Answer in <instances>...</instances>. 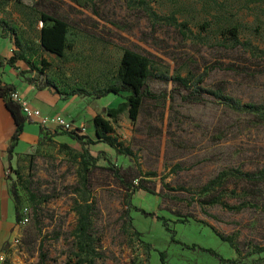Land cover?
<instances>
[{
	"label": "rangeland",
	"instance_id": "obj_1",
	"mask_svg": "<svg viewBox=\"0 0 264 264\" xmlns=\"http://www.w3.org/2000/svg\"><path fill=\"white\" fill-rule=\"evenodd\" d=\"M43 15L69 26L64 58L41 48ZM1 20L36 51L40 69H45L42 61L48 65L43 75L28 71L23 62L25 68H17L35 86L44 88L48 79L60 89L92 91L112 79L130 50L150 59L154 73L191 82L208 72L205 88L244 104L264 103V0H86L85 7L76 0H0ZM231 28L239 31L237 41ZM0 36L15 49L14 40ZM151 87L155 92L173 88L157 81ZM128 97L110 95L100 104L117 108ZM67 110L61 116L77 121ZM86 129L92 137L91 122ZM111 136L127 155L96 147L98 167L83 185V147L63 133L34 147L39 127L27 126L11 171L14 180L19 171L21 213L28 219L15 249L16 264H74V209L84 195L93 207L101 257L96 264H162L161 253L167 264H221L203 249L235 264H264V180L252 184L241 178L264 173V124L258 118L212 98L204 104L179 97L143 99L130 104ZM111 165L121 169L122 180ZM222 173L227 174L223 181L209 187ZM129 203L155 217L131 210Z\"/></svg>",
	"mask_w": 264,
	"mask_h": 264
},
{
	"label": "trees",
	"instance_id": "obj_2",
	"mask_svg": "<svg viewBox=\"0 0 264 264\" xmlns=\"http://www.w3.org/2000/svg\"><path fill=\"white\" fill-rule=\"evenodd\" d=\"M80 7L86 6V0H76ZM42 23L44 26L40 33V44L44 52L55 55L59 58H64L66 51L68 50V34L69 26L64 21L50 17L47 15L42 16ZM0 32L3 36L10 37L14 40L15 49L12 51L8 63L15 65L18 62H23L29 67L30 72H39L43 75L48 67L46 62L42 61L45 69H40L38 60L36 59V51L30 46L26 45L22 37L18 33V29L14 26H10L6 21H0ZM228 32L233 37L234 41L238 40L239 31L237 28H231ZM35 57V58H34ZM208 76V72L196 77L193 81H189L182 77L172 76L165 72L154 73L152 69V63L150 59L130 50H126L119 63V67L115 75L108 81L104 86L95 87L92 91L82 87L75 86L70 88L60 89L54 85L53 81L47 79V85L43 87L37 86L41 89H53L57 94L63 98L72 97H92L96 100L105 98L110 95L121 96L123 94H129L126 102L119 104L117 108L102 109L100 113L92 120L94 127V135L92 137L82 136L78 133H66L69 138L77 142L83 147V162H82V181L83 185H86L87 174L90 173L93 168L98 167L101 154L97 156L93 155V151L99 145H103L114 151L116 155H127V151L121 152L115 145V139L111 136L113 133V124L128 110V107L133 102L140 100H151V101H165L168 98L179 97L182 100L189 103L204 104L207 98H212L215 101L225 105L229 109L237 113H243L258 118L259 122L264 124V103H248L244 104L239 99L233 98L226 95L220 89H207L203 86L205 78ZM153 81L172 85L171 90H164L162 92H155L151 83ZM31 84L34 81L29 80ZM16 92L14 86L5 85L0 80V98L3 99L5 106L11 114L15 122V132L11 138V144L8 148V161L10 170L13 171L12 161L14 160L15 144L19 141L20 136L24 132V127L27 123L21 107L15 103L10 94ZM59 131H44L43 129V140L53 136L56 137ZM111 164V161H109ZM110 170L114 173V176L118 180H122L121 169L115 165H111ZM10 171V172H11ZM8 173L9 176L11 173ZM16 180L9 176V190L11 197L14 202L15 217H16V230L19 228L20 222L23 219L21 213V198L19 195V171H15ZM226 173H222L215 180L211 181L210 186L220 184ZM242 180L248 183L257 184L264 180V173H243ZM128 188L135 190L132 183L128 184ZM136 191V190H135ZM130 209H134L136 212L142 213L145 217L154 218V214L147 213L138 207L133 206L129 203ZM75 212L78 217L77 227L74 232L75 238V262L74 264H96L97 260H100V254L97 252L95 247V240L92 230V210L93 207L89 204V200L84 196L81 197V203L76 204ZM129 216V214H128ZM159 221L163 222V225L167 227L165 220L161 217H156ZM129 226L133 228L132 219L129 216ZM173 234L174 231H172ZM177 244L185 246L183 243L175 240ZM204 252L212 254L218 258L221 264H235V261L224 260L223 257L218 255L212 250L203 249ZM167 256L165 253H161L162 264H167ZM41 264H45V260L41 261Z\"/></svg>",
	"mask_w": 264,
	"mask_h": 264
},
{
	"label": "crops",
	"instance_id": "obj_3",
	"mask_svg": "<svg viewBox=\"0 0 264 264\" xmlns=\"http://www.w3.org/2000/svg\"><path fill=\"white\" fill-rule=\"evenodd\" d=\"M6 42L0 41V80L3 84L14 86L16 92L21 95L30 105L41 111L43 115L55 116L63 115L60 114L62 110L68 111L67 109H72L74 115H77V121L69 120L75 123L77 126L83 127L86 131L84 135L88 136L87 133V121L92 123V120L101 112L102 109H111L109 104H100V99L96 100L92 97H72L63 98L53 89H41L31 84L29 82V75H22L20 73V68L23 64L18 62L15 65H10L8 63L9 57L12 53L13 46L8 39H2ZM24 69L25 67H21ZM29 71V69H28ZM77 102H79V107H77ZM47 106L49 108H57L55 112L48 111L43 112L41 108ZM75 109V110H74ZM36 125L39 127L40 141L34 146L36 147L43 140V129L40 125L36 123L27 122L24 127V132L20 136L19 141L15 144V154L12 165L14 167V162L16 159L17 148L22 140L23 136L26 134L27 126ZM16 126L15 122L7 110L5 103L2 98H0V254H5L9 258V264H16V250L13 245V241L18 235V229L16 230V217L14 202L9 190V176L6 175L10 172L9 161H8V148L11 144V138L15 132ZM55 131V130H51ZM70 139V138H69ZM32 147L31 149H33ZM29 151V150H28ZM11 173V172H10Z\"/></svg>",
	"mask_w": 264,
	"mask_h": 264
},
{
	"label": "built area",
	"instance_id": "obj_4",
	"mask_svg": "<svg viewBox=\"0 0 264 264\" xmlns=\"http://www.w3.org/2000/svg\"><path fill=\"white\" fill-rule=\"evenodd\" d=\"M11 99L20 105L22 113L29 123H36L44 129V131L56 130L59 132L66 133H78L84 136L85 129L83 127L77 126L75 123L68 121L61 115L46 116L41 113V111L33 108L28 101H26L17 92L10 94ZM9 172L6 173L8 175ZM28 223V219L24 218L20 222L18 228V235L13 241L14 248L16 249L20 244L21 229L23 225ZM0 264H9V258L5 254H0Z\"/></svg>",
	"mask_w": 264,
	"mask_h": 264
}]
</instances>
